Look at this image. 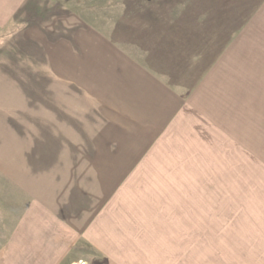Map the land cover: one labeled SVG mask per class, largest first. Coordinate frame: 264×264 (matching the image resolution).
<instances>
[{
	"label": "crops",
	"instance_id": "crops-1",
	"mask_svg": "<svg viewBox=\"0 0 264 264\" xmlns=\"http://www.w3.org/2000/svg\"><path fill=\"white\" fill-rule=\"evenodd\" d=\"M102 11L0 0L21 26L0 40V264H264V232L213 228L193 178L264 142V0H171L130 30Z\"/></svg>",
	"mask_w": 264,
	"mask_h": 264
},
{
	"label": "rangeland",
	"instance_id": "rangeland-1",
	"mask_svg": "<svg viewBox=\"0 0 264 264\" xmlns=\"http://www.w3.org/2000/svg\"><path fill=\"white\" fill-rule=\"evenodd\" d=\"M169 1L171 0H49L50 4L57 3L60 6L67 7L79 13L83 18L103 17V6L110 5L112 7V30L119 27L120 18L123 20L126 18V15L128 29L137 27L139 23H137L136 15H140V19L142 15H151L153 9L158 8L160 5L164 6ZM40 4H42V1ZM18 27L21 26L15 22L6 30L0 31V40L6 37H10L9 39L11 40ZM18 128L23 129L22 126ZM251 151L256 153V156H252V167L249 165L243 166L241 161V165L239 166L232 167L230 165L208 168V171L217 170L218 172H206L200 175L193 174V178H199L202 185L208 187L206 190L200 192L209 204L205 207H197L198 211L200 209L198 214L206 210L208 214H217L219 217L221 215V218H218L219 220L216 223H211V225L213 228L217 227L218 229H222L225 235L228 230H238L240 232L243 230H251L252 243L255 240L262 241V237L257 236L263 235L264 232V197L258 198L262 203H260L261 206L251 205V179L258 177L257 172L261 171L257 166H264V142L251 143ZM260 155L263 157H259ZM8 179V177L0 174V220L1 217L7 215L6 208L8 203H3L1 199L11 192V190L6 188ZM115 192L113 191V193ZM197 192L199 191H192L193 197H198V195H195ZM211 203H217L218 205H210ZM146 226L152 227V223L145 222ZM0 228H7V223L0 221Z\"/></svg>",
	"mask_w": 264,
	"mask_h": 264
},
{
	"label": "built area",
	"instance_id": "built-area-1",
	"mask_svg": "<svg viewBox=\"0 0 264 264\" xmlns=\"http://www.w3.org/2000/svg\"><path fill=\"white\" fill-rule=\"evenodd\" d=\"M77 264H83V263L80 262V263H77Z\"/></svg>",
	"mask_w": 264,
	"mask_h": 264
}]
</instances>
